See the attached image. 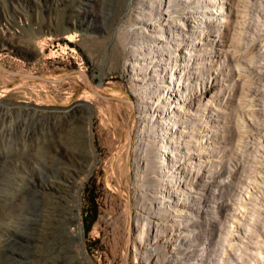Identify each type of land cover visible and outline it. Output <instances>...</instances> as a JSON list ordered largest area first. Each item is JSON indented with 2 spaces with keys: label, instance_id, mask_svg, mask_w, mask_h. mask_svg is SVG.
Returning a JSON list of instances; mask_svg holds the SVG:
<instances>
[{
  "label": "rangeland",
  "instance_id": "obj_1",
  "mask_svg": "<svg viewBox=\"0 0 264 264\" xmlns=\"http://www.w3.org/2000/svg\"><path fill=\"white\" fill-rule=\"evenodd\" d=\"M152 1V7L145 11L150 20L133 19L138 27L142 22L146 24L150 42L156 40V34L166 35L164 29L168 26L160 25L156 30L148 23L168 18L165 10L175 4L174 0ZM237 1L234 8L238 17L232 18L234 21L227 25V30H223L222 37L210 32V38H215L217 43L207 41L201 51L206 63L220 55L216 44L225 39L237 45L233 59L217 69L208 70L207 65L206 69L198 70L194 76L197 84L191 88L184 83H164V88L151 104L158 107L155 109L157 114L171 110L178 114L180 111L177 108L182 104L196 107L204 95L203 100L208 101L207 114L205 118L198 119L197 127L203 135L200 141L214 147L195 155V160L200 161L198 167H191L188 163L193 158L183 156L187 163V178H184L182 189L190 198L183 196L182 202L177 205L179 211L184 212L182 216L172 215V208H167L166 225L162 224V234L155 241L158 248L155 254L146 257V239L152 231L147 224L144 237L140 238L136 229L138 193L143 186L148 190L161 186L162 182L156 179V169H163L166 161L173 162L174 158L172 154L162 152L160 145L156 161L150 163L153 149L147 148L148 151L140 154L148 164H141L139 169V153L132 150L135 129L140 128V114L151 113V110L136 107V93L142 84L133 79L135 75L128 72L126 65L131 38L122 31L127 27V20L140 13L136 0H0L1 66L47 78H60L73 70L87 74V77L82 74L87 80L77 76L81 73H73L60 83L16 76L10 80L0 78V102L10 108L6 111L0 108V115L4 113L0 118V210L10 209L17 202L18 187L20 193L25 194H22V209L15 212V219H0V223L13 226V234L0 244V264H125L126 254L128 264H217L220 258H223L221 264H264V259H261L264 258V0ZM67 33H74L73 41L65 38ZM213 44L215 47L212 49ZM38 45L43 47L42 54L36 53ZM183 51L184 48H181L180 53ZM245 69L250 70L247 73ZM244 71L246 75L243 79ZM237 72L242 75H237ZM88 81L103 95L131 99L132 106L99 98L91 92ZM248 94L252 98L249 99ZM239 104L247 105L243 108L248 111ZM218 106L221 110H217ZM130 112L128 184L132 233L129 238L126 232L127 191L122 186V170L127 150L126 120ZM206 121L212 128L204 127ZM239 125L241 129L250 127L253 131L238 129ZM89 128L96 158L91 160L81 153L71 158V152L77 154L80 145L87 142ZM167 133L173 135L170 131ZM185 150V147L179 148L181 154ZM68 165L73 170V178H78V171H83L79 204V218L83 226L81 240L65 238L68 218L76 212L74 203L63 200L60 207L63 219L52 225L43 215L45 202L38 195L45 180L61 178L59 170ZM255 169L263 173H253ZM16 176L24 178V181L18 186L10 185L9 178ZM248 178L251 181H247ZM180 186L174 184V187ZM92 188H95L94 193L90 191ZM169 188L174 189L173 185ZM92 200L98 213L94 220H91ZM165 215L162 212L160 217L165 218ZM47 226L53 227V244L52 238L42 239ZM181 231L187 235L177 239ZM252 249L254 253H251ZM240 257L244 258L240 260Z\"/></svg>",
  "mask_w": 264,
  "mask_h": 264
},
{
  "label": "bare ground",
  "instance_id": "obj_2",
  "mask_svg": "<svg viewBox=\"0 0 264 264\" xmlns=\"http://www.w3.org/2000/svg\"><path fill=\"white\" fill-rule=\"evenodd\" d=\"M174 1H175L174 7L169 8L167 6V8L165 10V13L167 14L166 16H168V18L166 17V19H164L163 21L151 20V22L148 23V25L155 28L156 30L159 29L160 25L168 26V28L164 29L167 32L166 35L165 34H156V35H154L156 40L153 42H150L149 39H147V35H146V31H148L146 24L142 22V25H140L138 27V24L136 22H134V20H133V19L150 20V19H148L149 17L146 16L147 13L145 11H146V9H150L152 7V5H153L152 0H136L137 6L140 8L139 9L140 13H139V15H136L134 18H130V19L128 18L129 20H127V27L124 26V27H126V29H124V31H122L124 33V35L129 34V36L131 38V45L127 51V58H126L127 59L126 65L128 66V72H130L132 75H135L133 77V79L137 80L138 82H141V84H142V86L140 87V89L136 93L137 98H138V102H137L136 107L138 109H141V110H151V113H149V114H140V128L138 130L135 129L136 134L134 135L135 139L133 141L132 150L139 153V155H138L140 158L138 161L140 164L139 169L141 168V164L142 165L148 164L147 162H144L142 160V155L140 154L142 151L147 150V148L153 149V153H152L153 155L151 156L152 159L149 161L150 163L156 161L155 157L157 154H159L160 145L162 147V152H165L166 154H172V156L174 158L173 162L167 163V161H166L163 169H161V170H159L158 168L156 169V175H157L156 179H158L159 181L162 182L161 186H158L156 190H148L146 187L143 186L141 188V190H143V192H141V190H140V192L138 193V205L139 206L137 207V210L135 211L136 229L138 230V232L140 234V235L139 234L138 235L141 236L140 238L144 237L143 234H144V231L146 229L147 224H149L150 230L152 231V232H149V236L146 239L147 240V245L145 247V251H146L145 256L146 257H150V255L155 254V251L158 248V245L155 243V241H156L157 237L160 235V233L162 232V229H161L162 224L166 225V215L165 214L167 212V208H169V206L172 208V210H171L172 215L182 216L183 211L181 210L182 212H180L177 205L182 202L183 196L185 197V199L190 198L188 195L185 196L186 192L182 189V186L185 185L184 178H187V176H186L187 172H186V167H185V164H187V163H185L183 156H188L190 158H193L188 163L191 164V167H198L200 164V161L195 160L196 159L195 155H197L199 151L201 153L207 152L209 148L212 149L214 147L213 145L209 146V144H205L202 141H200V139L202 138L203 135L201 133H199L198 127H197L198 119L199 118H205L206 114H207V105H208L207 102L208 101L206 102L203 100L205 98L204 95L200 99L199 103L196 104V107H193V105L182 104L180 107L177 108V110L180 111V113H178V114L172 110L167 111L165 113L157 114L155 109H157L158 107L151 106V104H153L155 102V99L157 98L158 94L160 93V90L164 88V86H165L164 83L169 82V85L184 83L186 85V87L191 88L195 84H197V81L194 80V76L198 72V70L206 69L205 67L207 65L209 66L208 70L212 69V68L217 69L218 67H222L223 65H226L228 63V61L233 59V55L234 54L236 55L235 52L237 51L236 50L237 45H235L234 43L232 44L231 41H229V40L227 41V40L223 39V40H221L220 43L218 42L219 44H216V45H218L217 50L220 54L217 57L210 58L209 61L205 63L203 61V58H202V56L204 54L201 52L202 50H204L203 46L205 44H207V41H210L213 43L216 42L215 38H210V32H214L213 33L214 35L222 37L220 35L225 32L223 30H227V25L230 22L234 21V20H232V18L235 17V19H236L238 17L237 10L235 9L236 8L235 5H236L237 0H174ZM171 2H173V1H170V3ZM170 6H171V4H170ZM159 8H161V6H159ZM240 16H241V14H240ZM74 37H75L74 33H67V35H65V38L69 41H73ZM49 38H50V36H49ZM35 44L37 45V43H35ZM214 47H215V45L213 44L212 49ZM181 48H184V51L182 54L180 53ZM173 50H175V52H173ZM238 52H239V50H238ZM36 53L37 54L43 53L42 45H38V49H37ZM239 59H240V57H239ZM242 65H241V67H242ZM237 66L235 65L236 68H238ZM239 67H240V65H239ZM249 70L247 69L246 72ZM240 74L242 75V73H240ZM240 74H238V72H237V75H240ZM244 74H245V71L243 73V77L240 76L243 79H244ZM77 76L80 77L82 80L83 79L87 80L86 77L83 76L82 74H77ZM247 77H245V78H247ZM0 78L2 80H10L13 78V76L8 75V74L0 71ZM53 79H57V78H53ZM243 79H242V81H243ZM230 83H232V82H230ZM235 84H236V82H235ZM241 84H242V82H241ZM252 88L253 87L251 86V89ZM247 92L248 91H246V93ZM244 98L246 99L247 97H244ZM248 98H249V94H248ZM250 98H252V97H250ZM236 101H239V100H236ZM245 103L248 104L249 102L245 101ZM209 104H211V102ZM253 105H254V103H253ZM239 106H240V104H239ZM241 106L240 107L242 109H245L243 107H247V105L246 106L241 105ZM1 107H3L5 111L10 110V108H8V106L6 104H2L0 102V108ZM218 107L219 108H217V107H215V108H217V110H218V109H220V106H218ZM221 108H222V106H221ZM252 108L254 110H257V109H255V107H251V109ZM1 111L2 110H0V112ZM225 111H226V109H225ZM247 111H248V109H247ZM142 113H144V112L142 111ZM3 114H2V116H3ZM2 116L0 115V118ZM243 116H244V114H243ZM255 116H257V115H255ZM251 119H253V118L251 117ZM236 120H237V118H236ZM242 120H240V121L241 122L245 121V120H243V121ZM262 121H264V120H262ZM241 122H239V123L242 125ZM243 123H245V122H243ZM208 124H209V121H206L204 127L212 128V126L210 124L208 126ZM227 124L229 125V123H227ZM235 125L237 126V123ZM241 125H239L237 128L239 129ZM255 125H256V123H255ZM244 127H245V125H244ZM257 127H259L258 124H257ZM248 128L250 129V131H253V130H251L250 127H248ZM249 129L245 128V129H241V130H246V132H247V130H249ZM263 129H264V126H263ZM259 130H257L258 133H259ZM167 131L172 132L173 135L168 134ZM240 131L238 130V132H240ZM244 132H241V133L244 134ZM262 132L263 131H261V133ZM253 133H255V132H253ZM86 134H87V142H85L86 146H85V143L82 146L80 145L79 152L77 154L72 151L71 155H70L71 158L77 157L79 155V153H81L83 155H87L88 157H90L91 160H94L96 158V151H95V147H94L93 142H92V134H91L90 128L87 130ZM250 134H251V132H250ZM241 136H244V135H240V137ZM257 136H259V135H257ZM257 136H256V138H257ZM254 137H255V135H254ZM60 140H62V139H60ZM71 141H72V139H71ZM241 141H239V142H241ZM66 142H67V140H66ZM241 143H243V142H241ZM241 143H240V145H241ZM257 143H259V142H257ZM66 144H68V143H66ZM243 144H245V143H243ZM197 145H199V146H197ZM220 145H222V144H219V146ZM76 146H77V144H76ZM258 146H261V144H258ZM180 147H185V149H186L183 154H181L179 152ZM250 147H252V146L250 145ZM262 147H264V146H262ZM69 148L70 147H68V149ZM72 148H73V145H72ZM246 149H248V148H246ZM256 152H259V151H256ZM29 159H32V158H29ZM41 160H43V159H41ZM58 162H61V161L58 160ZM201 163H203V162H201ZM257 164H258V162H257ZM257 164H255V165H257ZM63 166H65V165H63ZM70 167L68 165L67 167H64V169L59 170L58 175L61 178H48V179H46L44 182L43 188H42V190H40L38 192V195L45 202V210H44L45 213L43 215L47 218V220L50 223H52V225H54L56 222L63 219L60 215L61 214L60 213L61 212L60 207H62L61 204L63 203V200H66L67 202L70 201V202L74 203L73 208L76 209V212L71 213L69 218H68L69 224L66 228L65 238L71 239V240L72 239L75 240V238H78L79 240H81L82 239L83 226H82V222L80 219L81 217L79 218V216H80L79 215V204H80V189H81V186H82V183L84 180V178L81 177V173H83V171L82 172L78 171V173H80L77 175L78 178H73L72 177L73 170ZM191 167H190V169H191ZM255 167H257V166H255ZM255 171L259 173L261 170L258 169V171H257V169H255L253 171V173H256ZM44 172H45V170H44ZM128 175H129V171H128ZM250 175H251V173H250ZM253 178H255V177H253ZM256 178H257V176H256ZM226 180H227V177H226ZM249 180L250 179L248 178L247 181H249ZM21 181H24V178H19L17 176L14 178H9V184L10 185L18 186V183ZM243 183H242V185H243ZM261 183H262V181H261ZM174 184H179L181 186L180 187H174ZM255 184H257V183H255ZM170 185H173L174 189L169 188ZM238 185H239V183H238ZM25 186H27V185H25ZM188 187H190V186H188ZM242 187H244V186H242ZM17 189H18V195H17L18 200H17V202L15 204H13L10 209L8 207H6V209L8 208L9 210L1 208L2 210H0V219H2V220H6V219L13 220V218L15 219V212L22 209L23 195H25V194L22 193L23 194L22 195L20 193L21 192L20 187H18ZM192 189H193V187H192ZM244 189H247V188L244 187ZM248 189H249V187H248ZM28 190L26 189L25 191H28ZM163 190H164V192H163ZM243 191L245 192V190H243ZM202 192H204V191L202 190ZM204 194H206V193H204ZM250 195L252 196V194H250ZM243 200H244V198H243ZM239 201L240 200H238V202ZM241 202L242 201H240V203ZM253 202L254 201H252V203ZM245 206H247V205H245ZM251 206H247V207H251ZM232 208H234V207H232ZM249 210H250V208H249ZM162 212H164L165 218L160 217ZM190 212H188V213H190ZM247 214H249V213H247ZM29 216H30V214H29ZM170 216H171V214H170ZM25 219L27 220V218H25ZM179 219H180V217H179ZM15 223H13V224H15ZM230 224H232V223H230ZM173 225H174V223H173ZM12 227L13 226H11L10 224L3 223V222L0 223V244L2 243V241H5L8 236L13 234V228ZM52 228H53L52 226H47V228L44 229L42 239H43V241H46L47 239L52 238L51 242L53 244L55 241H54V235H52V233H53ZM185 235H187V233H183L181 231L180 234L177 236V239H179L180 236H185ZM238 235H240V234L238 233ZM59 239H61V237ZM244 239H246V238H244ZM230 243H231V245L234 244L233 242H230ZM239 243H241V242H239ZM241 244H243V243H241ZM10 245H12V244L10 243ZM42 245H41V247H42ZM230 246H229V248H230ZM15 247H16V245H15ZM33 247H35V246H33ZM220 247H222V246H220ZM237 248H240V247H237ZM221 249L222 248H220V250ZM260 249H261V247H260ZM260 249H259V251H260ZM224 251L225 250H223V252ZM252 251H253V249L251 250V253H254ZM0 252H1V247H0ZM214 252H215V250H214ZM226 252L227 251H225V253ZM261 253L263 255V252H261ZM261 253H258V254H261ZM242 255H243V253H242ZM214 256H215V254H214ZM260 256L261 255H259V257ZM241 258L242 257H240L239 259L242 260L244 257L242 259ZM220 259L222 260L223 258H220ZM261 259H264V258L261 257ZM220 261L219 262L217 261L218 262L217 264H221ZM40 262H41V260H40ZM230 262L232 263V261H230ZM259 263H260V261H259ZM38 264H41V263H38Z\"/></svg>",
  "mask_w": 264,
  "mask_h": 264
},
{
  "label": "water",
  "instance_id": "obj_3",
  "mask_svg": "<svg viewBox=\"0 0 264 264\" xmlns=\"http://www.w3.org/2000/svg\"><path fill=\"white\" fill-rule=\"evenodd\" d=\"M0 69L4 72L10 74L11 76L28 78V79H32V80H40V81H44L47 83H60L61 81H63L64 79L69 77V75H71L73 73H81L87 77V74L81 70H73V71H70V72L64 74L60 78L53 79V78H47V77L40 75V74H30V73H24V72L9 70V69L5 68L4 66H1V65H0ZM89 86H90L91 92L93 94H95L96 96H98L99 98H102L104 100H113V101H117L119 103L130 104L131 106L133 104V101L131 99L120 98V97L111 96V95H103V94L97 92L94 89V86L91 82H89ZM130 118H131V112L129 113L127 120H126L127 150L125 153L124 162H123V170H122V176H123V180H124V183H122V186L125 187V189L127 191L126 204H127L128 223L126 226V232L129 236V238H130L131 233H132V213H131V208H130V192H129V184H128V157H129L130 144H131ZM130 242H131V240H129L128 243H130ZM124 261H125V264H128L127 254L125 255Z\"/></svg>",
  "mask_w": 264,
  "mask_h": 264
},
{
  "label": "trees",
  "instance_id": "obj_4",
  "mask_svg": "<svg viewBox=\"0 0 264 264\" xmlns=\"http://www.w3.org/2000/svg\"><path fill=\"white\" fill-rule=\"evenodd\" d=\"M90 191L94 193L95 192V188L90 189ZM92 202H93V210H92V218H91V220H94L97 217L98 213H97V206L95 205L94 200H92Z\"/></svg>",
  "mask_w": 264,
  "mask_h": 264
},
{
  "label": "flooded vegetation",
  "instance_id": "obj_5",
  "mask_svg": "<svg viewBox=\"0 0 264 264\" xmlns=\"http://www.w3.org/2000/svg\"><path fill=\"white\" fill-rule=\"evenodd\" d=\"M130 160V159H129Z\"/></svg>",
  "mask_w": 264,
  "mask_h": 264
}]
</instances>
